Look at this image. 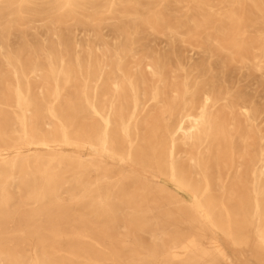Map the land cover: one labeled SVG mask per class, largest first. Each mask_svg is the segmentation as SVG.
<instances>
[{"label":"bare ground","instance_id":"bare-ground-1","mask_svg":"<svg viewBox=\"0 0 264 264\" xmlns=\"http://www.w3.org/2000/svg\"><path fill=\"white\" fill-rule=\"evenodd\" d=\"M0 264H264V0H0Z\"/></svg>","mask_w":264,"mask_h":264},{"label":"rangeland","instance_id":"rangeland-1","mask_svg":"<svg viewBox=\"0 0 264 264\" xmlns=\"http://www.w3.org/2000/svg\"><path fill=\"white\" fill-rule=\"evenodd\" d=\"M185 54H187V50H185ZM34 249V244L33 243H28L27 246L25 247V252L27 251L28 254L32 255ZM233 253V251H231ZM237 253V252H236ZM234 254V253H233ZM238 255V254H237Z\"/></svg>","mask_w":264,"mask_h":264}]
</instances>
